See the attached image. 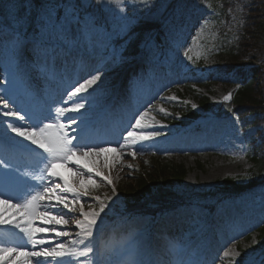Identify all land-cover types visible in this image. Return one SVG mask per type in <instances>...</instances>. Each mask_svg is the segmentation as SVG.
I'll return each mask as SVG.
<instances>
[{
  "label": "rangeland",
  "instance_id": "obj_1",
  "mask_svg": "<svg viewBox=\"0 0 264 264\" xmlns=\"http://www.w3.org/2000/svg\"><path fill=\"white\" fill-rule=\"evenodd\" d=\"M226 1L228 5L223 7L220 0H214L215 12L220 13L218 23L214 19H209L208 14H212L209 9L210 5H206L205 11H201L198 18H193L189 12L179 15L180 26L173 38L174 53L165 60L160 59L158 46L155 43L141 45L140 48L144 47L145 50H149L146 59L140 56L137 60L128 62L117 53L113 41L127 35L136 20V13L131 12L128 4H114L108 7L111 19L109 29L97 25L90 14L79 13L82 19H91L93 24L91 31L85 32L82 26L73 24L64 34H58L57 30L50 29L43 33L40 32L36 38L29 37L27 38L29 41L35 40L46 49L50 75L46 77L29 68L25 84L26 88L32 89V95L20 103L18 100L20 96H25V88L19 96L12 97L11 94L17 89L13 90L9 85L12 76L8 65V42L12 35H6L0 39V52L6 54L5 56L0 54V89L8 85V95L15 100L17 107H28L33 101H36L33 108L41 105L47 106L51 100L59 103L66 99L67 93L63 89L68 81L86 79L87 72L91 71L95 74L93 70H99L102 75L93 93L96 98L95 106L89 109V128L92 133L103 128L101 124H106L107 129L109 128V123L105 119L97 120L96 112L105 107L110 97H112L111 103L119 106L118 111H114L117 112L116 117L120 118L125 131L135 122V115L144 112L143 109L149 108V105L157 106L159 110L163 109V112L177 115H180L182 106L186 104L191 107L193 104L197 106L195 111L201 115V118L194 124L199 125L201 129L189 131L191 127L189 126L184 130L168 132L166 136H161L154 143H145L135 157L127 154L132 151L128 148L121 150L125 155L119 159H116L115 154L109 156L108 153H102L99 157L93 155V160L77 156L82 164H88L91 167L96 164L97 168L103 171V175L112 181L109 185L106 181L94 177L97 186L90 189L91 196L101 199L110 196L114 186L119 199L113 205H116L119 210L124 209L126 198L133 195V192L129 190L136 176V173L129 169V165L134 166L130 164L132 162H139L146 174L153 172L151 161L153 162L155 157L182 164L185 173L181 182L166 173L154 185V187L170 188L181 195H190L199 188H212L226 177L241 178L248 174L251 167L245 155L249 141L254 140L256 144H264V114H257L258 119L256 120L259 122L249 125L242 132L237 122L217 119L211 113H204L200 105L202 96H208L210 105L215 108L224 102L225 95L233 94L236 88L234 78L226 80L224 77L209 88L195 87V92L183 89L186 81L190 80L186 71L191 68L190 64L193 59H199L201 62V67L196 69L197 72H201L200 69L205 68L206 65H210L211 69L214 68L226 59L220 50L223 46L220 43L222 38L232 41V38H237L238 33H242L243 54L238 64L241 62L247 72L254 69L253 85L264 99V0ZM103 6L106 7L108 4ZM119 6L126 7L127 15L134 17L133 22L123 31L120 30L119 17L121 14L117 11ZM67 11L60 17L65 16ZM46 15L41 12L39 17H46ZM51 16L53 20L56 19L53 15ZM185 51L192 58L191 61L185 58ZM34 59L32 44H25L18 58L21 67L31 65ZM118 65L123 67L122 71L117 68ZM145 65L148 67V73L141 71ZM136 71H140L138 81L134 79ZM160 82L161 84L157 86L156 84ZM121 85L124 86V90L121 89ZM109 88H111L110 92ZM67 90L71 91V88ZM179 92H182L181 95ZM35 93L38 94L37 100L34 97ZM0 95H3V92H0ZM115 97L120 99L117 100ZM172 97H176V101L171 100ZM162 100H170L172 105ZM61 106L68 107L69 105L61 103ZM52 107H55V104ZM249 119H252V116ZM12 120L13 118H0V147L4 150L6 149V144L3 143L4 138L9 141L15 135L7 130L5 123V121ZM14 122L17 125L22 123ZM144 122L155 124L158 121L146 115ZM157 130L162 131V129ZM12 142L15 146H19L16 140ZM124 142L123 134L120 143ZM15 154L16 162L30 163L28 153L24 148L16 150ZM94 168L99 171L96 167ZM22 170L30 171L24 168ZM56 171L69 183H77L79 186L80 178L75 175L72 165L58 163ZM81 203L85 211L89 210L90 205L99 206L98 201L85 199L75 204L77 210ZM193 210L198 220L191 225H188L190 220L186 218L190 209L177 210L175 216H172L175 214L172 213L156 221L155 224L149 223L146 217L138 216L135 219L124 220L112 225L108 222L112 215L111 208L100 224L102 232L100 239L116 247L135 242L140 246L143 258L151 260L152 264H168L164 258H170L174 264H184L186 261L190 264H233L232 257L225 256L224 253L234 251L241 252V256L237 258L240 264H256L258 253L264 246L256 233V226L264 221V189L255 188L250 195L229 203L213 216L208 217L200 210L197 211V208ZM180 221L184 222L185 226L180 225ZM15 230L11 226H0V233H7L10 239L11 232L14 236L17 235L19 245L26 244L27 241L23 234H17ZM75 233L73 232L72 235ZM203 233L204 236H202ZM246 233H249V237H246ZM123 236H126V239L116 241L118 237ZM64 240L65 237L61 238V242ZM223 245L225 248H222ZM212 247L217 250L224 249L223 253L203 263L195 262L198 255H213ZM29 250L32 249L29 247Z\"/></svg>",
  "mask_w": 264,
  "mask_h": 264
},
{
  "label": "snow or ice",
  "instance_id": "obj_2",
  "mask_svg": "<svg viewBox=\"0 0 264 264\" xmlns=\"http://www.w3.org/2000/svg\"><path fill=\"white\" fill-rule=\"evenodd\" d=\"M95 2L101 5L128 4L136 7L140 4L148 7L150 0H95ZM84 3H87V0H84ZM14 7L12 0H9L5 10L10 11ZM65 8L68 11L62 18L57 17L53 20L50 12L46 17L42 16L40 32L51 29L57 30L58 34H64L73 24L82 26L85 32L92 30L91 19H82L75 4L66 3ZM117 11L121 14L120 30L123 31L133 22L134 17L127 15V8L124 6H119ZM17 24L18 27L14 29L8 42V65L12 76L9 85L13 90L25 85L29 68L46 77L50 75L46 49L35 40L27 39L21 20H17ZM27 43L32 44L35 59L31 65L21 67L18 58L21 49ZM184 56L191 61L192 58L188 56L187 51L184 52ZM211 70L210 65L200 69L202 72ZM93 71L95 74L91 71L86 73V79L68 81L63 89L67 93L66 99L59 103L51 100L47 106L17 107L15 100L8 95V85L0 89V92H3V95H0L2 106L0 118H13L12 121H5L7 130L20 138L16 144L27 151L30 161L20 164L11 155L14 149H9V154H6L0 147V226H11L22 233L27 241L24 245L12 246L6 242L9 239L8 234L0 233V264H69V261L73 264H152L151 260L143 258L140 246L135 242L116 247L101 241L97 246L100 224L119 199V194L113 186L112 195L103 199L92 197L90 189L97 186L94 177L106 181L109 185L112 181L94 167L82 164L77 156L99 157L102 153H114L116 159H119L125 155L121 150L128 148L132 151L127 154L135 157L145 143H154L161 136H166V132L157 129H167L169 125L160 122L145 123L144 118L147 115L145 109L144 112L135 115V122L124 133L125 142L119 144V150L112 147V141L94 140L88 132L89 109L95 106L96 98L93 93L102 73L99 70ZM69 87L71 91L67 90ZM230 99L231 93L223 97L224 101ZM171 100L176 101V97H172ZM61 103L69 106H61ZM53 104L55 107H52ZM192 107L195 109L197 106L193 104ZM176 118L180 119L179 116ZM236 120L239 122V117H236ZM14 121L22 123L17 125ZM99 143H104L105 146L100 147ZM58 163L73 166L75 175L80 178L79 186L69 183L60 176L56 171ZM22 168L30 171H22ZM85 199L98 201L99 206L90 205L89 210L85 211L81 203L77 210L75 204ZM40 209L44 211L41 212ZM77 214L81 217L74 223L78 229L75 233L77 239L61 242V238L70 237L71 234L67 231H58V228L68 225L69 215ZM37 219L43 221L45 226H36ZM29 247L32 250H29ZM224 255L231 256L233 264H240L237 258L241 256V252H225Z\"/></svg>",
  "mask_w": 264,
  "mask_h": 264
},
{
  "label": "trees",
  "instance_id": "obj_3",
  "mask_svg": "<svg viewBox=\"0 0 264 264\" xmlns=\"http://www.w3.org/2000/svg\"><path fill=\"white\" fill-rule=\"evenodd\" d=\"M31 3V11L36 7L43 6L47 0H27ZM24 7L22 8V11ZM155 18L149 17L148 19H140L137 26L134 27L130 38L135 42L129 45V48L135 47L137 42L148 32L151 26L155 28L158 26L155 23ZM243 41V35L231 43H226L225 47V60L224 65L220 67L221 72H227L230 70H237L240 82H238V90L235 93L230 105H224L223 111H229L239 117V121L250 124L247 121V115L249 113L256 114L259 111H264V99L260 96V92L257 91L253 85V79L245 75V71L238 64L240 56L243 54V48L241 44ZM225 69V70H224ZM199 85H203V81H199ZM204 107L208 106V98L202 97L200 101ZM230 112V111H229ZM162 119L170 121L168 116L159 114ZM184 117V124L190 122V118L196 117L195 112L191 108H187ZM247 157L252 162V167L249 169V173L245 179H238L233 177H227L221 180L213 189H207L204 193L200 194L199 201L209 208H213L221 200H231L235 196L244 195V193L252 187L263 183L264 184V148L258 145H252L251 149L247 153ZM152 171L149 174L139 172L134 177V181L131 184L130 192H133L132 202L128 203L129 207L136 206L138 209H146L152 211H161L165 206H172L178 201L177 195L168 189L157 187L153 189L156 181L161 179L166 173L170 174L173 178L178 180L183 179L185 169L182 165L175 164L169 161H163L155 159L152 163ZM260 237H264V224L259 229Z\"/></svg>",
  "mask_w": 264,
  "mask_h": 264
},
{
  "label": "bare ground",
  "instance_id": "obj_4",
  "mask_svg": "<svg viewBox=\"0 0 264 264\" xmlns=\"http://www.w3.org/2000/svg\"><path fill=\"white\" fill-rule=\"evenodd\" d=\"M121 89L122 90H124V86L123 85H121ZM115 99H120V98H118V97H115ZM121 133H123L124 134V130H121ZM119 139H121L120 137H118L117 135H109V136H105V139H104V141L105 140H108V141H112V145L113 144H115V145H118L120 142L119 141H117V140H119ZM117 141V142H116ZM101 144H103L104 145V143H99V146L101 145ZM85 159H90V157H84ZM73 239H77V237L75 236V238H73ZM81 259H83V258H81ZM205 260V258L203 257V261ZM69 263L70 264H73V262L72 261H69Z\"/></svg>",
  "mask_w": 264,
  "mask_h": 264
}]
</instances>
